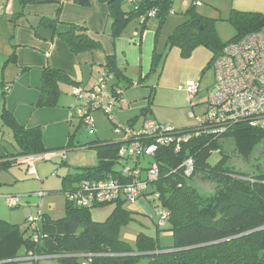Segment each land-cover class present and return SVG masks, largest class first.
Here are the masks:
<instances>
[{"label":"trees","instance_id":"16d2710c","mask_svg":"<svg viewBox=\"0 0 264 264\" xmlns=\"http://www.w3.org/2000/svg\"><path fill=\"white\" fill-rule=\"evenodd\" d=\"M108 8L111 37H119L131 23H137L139 34L146 30L150 19H156L157 30L172 12L174 0H99ZM31 0H19L21 8ZM185 20L180 23L166 39L165 48L176 47L183 57H188L197 47L209 50L214 59L223 48L244 36L259 31L264 26V15L258 13L232 12L228 21L234 27L233 40L221 44L215 34V21L195 12V0H183ZM79 6L89 5L88 0H74ZM200 3V2H198ZM201 6V5H200ZM199 6V7H200ZM154 11L153 18L148 13ZM58 40L70 52L78 55L100 50L101 45L87 35L83 25L68 24L62 27L57 19L44 22ZM163 53H154L148 76L155 71ZM100 76H111L109 91L115 95L133 85L117 68L114 57H107L106 63L97 69ZM144 79L138 78V85ZM75 86L61 71L44 69L41 74V87L38 106L55 107L60 96L59 85ZM150 97L153 88H150ZM9 88V87H8ZM0 89V102L6 94ZM151 109L148 106L126 125L134 127L140 119H145ZM107 118V117H106ZM2 128L11 131L16 152L8 154L7 159H22L47 154L43 145L40 127L27 128L19 125L11 112L1 110ZM111 122V121H110ZM114 123L112 122V125ZM178 149L172 145L158 147L146 162L156 163L159 168L157 179L149 184L147 202H153L159 212L166 215L163 226L156 221L155 232H170L172 245L163 247L158 238L150 232L141 230L132 244L120 238V232L134 221L132 213L120 198L114 202L76 207L66 200L65 216L52 220L42 214L38 229L29 232L26 226L20 231L17 225L0 220V261L18 258L19 250L35 257L56 258V264H264V172L253 175L235 172L229 165V157L224 152L223 143L230 141L236 153L247 159L259 145L264 147V132L239 123L220 134L209 130L192 133ZM145 145L153 144L147 139ZM96 144V143H95ZM75 148V146H74ZM120 142L103 143L96 146L98 163L91 168L76 169L62 178L65 193L82 180H102L114 176L123 165L118 158ZM213 155L218 161L211 165ZM191 159L193 171L186 175L182 164ZM119 169H115V165ZM10 163L0 164L7 169ZM202 181L215 183V192L207 197L201 196L190 184L195 177ZM113 206L112 211L102 222L91 219L90 209ZM158 213L156 214L158 216ZM148 229V228H147ZM37 240H32V234ZM173 250L166 254L154 253Z\"/></svg>","mask_w":264,"mask_h":264},{"label":"rangeland","instance_id":"374dc122","mask_svg":"<svg viewBox=\"0 0 264 264\" xmlns=\"http://www.w3.org/2000/svg\"><path fill=\"white\" fill-rule=\"evenodd\" d=\"M3 1L0 0L2 3ZM195 1L200 2L201 5L195 8V12L202 17L215 21V34L221 44L230 42L236 35L234 27L228 21L233 11L264 15V0ZM11 5H14L12 0ZM185 9L183 0L173 1L172 12L167 16L158 33L157 53L162 52L163 57L160 59L158 65L155 66L156 69L149 76L150 79L147 83L150 88H153V91L150 97L151 109L146 118L155 120L160 125L181 131L194 127L195 123L190 116L193 114L195 117H198L205 111L206 99L214 83V74L211 68L213 54L209 50L200 46L195 48L188 57H183L176 47L163 48L168 36L171 35L176 26L185 20L183 16ZM154 24H158L157 20L151 19L149 25H153L154 27ZM131 25L133 26V23L129 26ZM5 26L6 22H2L1 29ZM127 74L134 76L131 69L128 70ZM99 76L97 75V78ZM188 83L198 86V95L195 96L193 101L188 99L185 92ZM74 88L83 91L88 90L79 85L71 87L69 96L76 104L72 114H66L61 111L55 115L56 119H50L49 117L44 119L46 115L44 109H56L45 106L37 107L30 113L21 114L22 120L25 122L24 124L30 125L26 126L27 128H33L34 123L43 125L40 127L42 142L46 150L49 151L48 153L61 151L64 157L60 158L57 156L49 160L33 161L31 174L27 172V165H21L20 162H17L18 164L15 162L7 168L15 175L11 174V171H7V169H0V195L21 196L19 208L8 207L4 199L0 197V220L11 225H17L20 231L24 229L25 222L29 217H35L40 223L42 220L41 215L44 213L52 220L65 216L66 199L63 190L67 188L63 187L61 180L65 175L74 172L76 169L91 168L97 165L98 155L96 146L99 144H95L92 141L95 138V132L98 135L101 132L105 133V136L109 140L108 143H115L118 140V136L112 131V125L110 124L111 126H109V123L105 122L107 118L103 112L92 114L94 132L83 124L78 111L82 110V107L85 105L86 94H83L82 98H78L73 94ZM60 118L61 120H65L53 121ZM107 120L109 121L110 119ZM7 132L9 133L8 130ZM11 138L12 134L9 133L5 142V146L9 150H11V145L9 144L12 141ZM223 146L224 152L229 157L228 165L235 172L237 171L249 176L261 171L264 172V147L262 143L253 150L247 159H243L236 153L233 144L229 140L225 141ZM217 161V155H213L209 160L211 165ZM115 169H119L118 164L115 165ZM190 184L203 197L210 196L215 192V183L202 181L199 176L195 177ZM39 193H44L42 198L37 196ZM41 201H43L44 205L39 208L38 205ZM145 203L150 206L155 215L160 211L153 202L146 201ZM129 206L125 207L126 209L128 208V211H131ZM112 209L113 206L90 209L91 219L95 222H102ZM131 213L134 221L121 230L120 238L122 240L132 244L133 242L131 241L135 237V234L141 230L145 231L147 228L154 235L155 227L148 217L138 215L133 210ZM130 232L135 233L131 235V239L128 236L126 237ZM171 243V237L160 240L161 245ZM33 263L23 262L21 264ZM41 263L45 262L41 261ZM53 264L55 263L53 262Z\"/></svg>","mask_w":264,"mask_h":264},{"label":"crops","instance_id":"0c3cea01","mask_svg":"<svg viewBox=\"0 0 264 264\" xmlns=\"http://www.w3.org/2000/svg\"><path fill=\"white\" fill-rule=\"evenodd\" d=\"M12 1L14 5L11 6V0L0 2V89L3 87L2 91H4V87H9V90L4 91L6 94L3 101L0 102V112L5 109L12 113L19 125L30 126L24 124L21 114L30 113L33 109L40 107L38 106V100L41 74L44 69L61 71L75 85L89 89L94 85L97 75H99L97 69L104 66L107 57H114L117 68L133 83L130 88L122 93L121 102L112 110L111 117L113 121L126 124L148 106L150 99V89L147 84L150 79L148 74L154 53H157L158 49L157 25L154 24L153 27V25H149L150 21H148L146 30L140 35L137 23H133V26H128L119 37L113 38L110 33L108 8L105 3L99 0H88L89 5L85 7L77 5L74 0H31L23 8H21L19 0ZM183 5H186L185 2H183ZM55 19L60 23L58 27L68 24L85 26L87 35L99 43L101 49L78 55L72 54L66 45L58 40L53 32L44 25L45 21ZM2 22H6V26L1 29ZM165 44L166 41L163 46L164 49ZM129 69L134 73V76L127 74ZM138 78L144 79L141 85L137 84ZM71 87L72 85H59L58 103L57 106L52 107L56 109H44L46 112L44 119L46 117L56 119L55 115L61 111L66 114L74 112L76 104L69 96ZM64 120L60 118L53 121ZM105 120L109 123V126L112 125V122ZM142 120L143 118L135 124V127H138ZM41 126L43 125L34 123V127ZM7 130V128H2L0 121V164L6 162L10 165L15 162L16 164L20 162L21 165L26 164L22 162L25 158H6L8 154L16 152L13 137L9 143L11 150L5 146L6 139L11 133L10 130H8L9 133ZM94 135L93 143L103 144L109 141L103 132L100 135L95 132ZM7 171L11 170L7 169ZM11 174L15 175L12 171ZM4 196H8V194L0 195L1 198ZM145 202L141 199L130 205L129 208L138 215L148 217L153 224H156L158 216ZM41 204L43 207V201L39 203L38 207ZM154 227V235L157 236L159 244L162 238H172L170 232L157 234L155 232L156 226ZM145 231L153 234L149 228ZM133 234L135 233L130 232L126 237L128 236L131 239ZM132 239L131 242H134L135 237ZM171 245L172 243L162 244L161 246L169 247ZM23 254V250H19L17 253L18 258L0 261V264H21L23 262H34L33 264H53L54 262L56 264L55 258L34 259L35 256L30 252L26 255ZM41 261L45 263H41Z\"/></svg>","mask_w":264,"mask_h":264},{"label":"built area","instance_id":"2783aa9c","mask_svg":"<svg viewBox=\"0 0 264 264\" xmlns=\"http://www.w3.org/2000/svg\"><path fill=\"white\" fill-rule=\"evenodd\" d=\"M193 6L199 7L200 3H193ZM154 15V11L148 13L150 18ZM211 68L214 83L206 99L205 111L198 117L193 114L190 116L195 123L191 128L192 133L209 130L212 134H220L225 128L239 123H247L264 132V26L257 32L227 44L214 59ZM111 80V76H99L91 88L84 91L74 88L73 94L78 98L86 94L85 105L78 111V115L93 132L91 117L95 112H103L114 123L112 131L120 142L118 158L124 164L114 176L102 180H82L74 184V188L68 189L64 193L65 199L76 207L87 208L120 198L126 205H132L138 200L150 198L146 194L149 184L157 179L159 168L156 163L146 162L147 159L152 157L158 147L172 145L178 149L190 134L147 118L138 127L132 128L113 121L111 112L121 102L122 92H116L115 95L120 96L116 100L114 93L109 91ZM7 90L9 88L4 87V91ZM185 92L188 99L193 101L198 95V86L188 83ZM147 139H152L153 144L145 145ZM57 156L63 158L64 154L61 151L51 152L25 158L22 162L26 163L27 172L31 174L33 161L49 160ZM182 167L186 175H189L193 171L191 159L184 161ZM41 196V193L38 194V197ZM3 199L10 208L20 206V196L8 195ZM158 217L159 225L163 226L166 215L160 212ZM25 223L31 233L38 229L39 222L35 217H29ZM32 240H37L35 233L32 234ZM40 258L44 257L34 259Z\"/></svg>","mask_w":264,"mask_h":264},{"label":"water","instance_id":"95a60500","mask_svg":"<svg viewBox=\"0 0 264 264\" xmlns=\"http://www.w3.org/2000/svg\"><path fill=\"white\" fill-rule=\"evenodd\" d=\"M171 252H174L173 250H164V251H160V252H157V253H154L152 255H156V254H166V253H171ZM55 258V257H54ZM56 259V258H55Z\"/></svg>","mask_w":264,"mask_h":264}]
</instances>
